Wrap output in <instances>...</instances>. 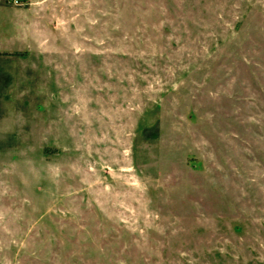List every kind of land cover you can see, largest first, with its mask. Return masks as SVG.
<instances>
[{
	"label": "rangeland",
	"instance_id": "obj_1",
	"mask_svg": "<svg viewBox=\"0 0 264 264\" xmlns=\"http://www.w3.org/2000/svg\"><path fill=\"white\" fill-rule=\"evenodd\" d=\"M0 264H264V0H0Z\"/></svg>",
	"mask_w": 264,
	"mask_h": 264
}]
</instances>
